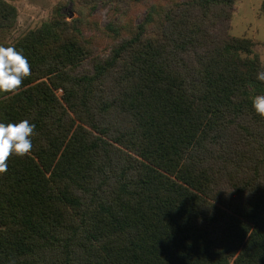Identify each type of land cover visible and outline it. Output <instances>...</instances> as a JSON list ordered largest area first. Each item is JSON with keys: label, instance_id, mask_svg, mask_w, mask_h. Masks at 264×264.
<instances>
[{"label": "trees", "instance_id": "1", "mask_svg": "<svg viewBox=\"0 0 264 264\" xmlns=\"http://www.w3.org/2000/svg\"><path fill=\"white\" fill-rule=\"evenodd\" d=\"M236 1L153 5L107 56L61 10L0 41L31 66L0 122L35 124L0 175V264H264V62Z\"/></svg>", "mask_w": 264, "mask_h": 264}, {"label": "rangeland", "instance_id": "2", "mask_svg": "<svg viewBox=\"0 0 264 264\" xmlns=\"http://www.w3.org/2000/svg\"><path fill=\"white\" fill-rule=\"evenodd\" d=\"M6 1L17 7L18 22L12 29L0 31V41L17 40L61 10L68 20L83 18L85 33L95 47V55L107 56L115 42L130 34L145 19L151 6L154 5L160 14L182 0H132L123 10L103 3L85 4L83 0ZM114 23L121 28L118 34L109 28ZM230 33L236 37L251 38L255 43V52L264 62V0H237Z\"/></svg>", "mask_w": 264, "mask_h": 264}, {"label": "clouds", "instance_id": "3", "mask_svg": "<svg viewBox=\"0 0 264 264\" xmlns=\"http://www.w3.org/2000/svg\"><path fill=\"white\" fill-rule=\"evenodd\" d=\"M30 75V63L22 52L0 45V93L15 92ZM256 79L264 82V71L258 72ZM252 107L264 118V95L254 96ZM34 129L35 124L27 119L16 123L0 122V175L7 172V161L12 155L23 157L31 152Z\"/></svg>", "mask_w": 264, "mask_h": 264}, {"label": "water", "instance_id": "4", "mask_svg": "<svg viewBox=\"0 0 264 264\" xmlns=\"http://www.w3.org/2000/svg\"><path fill=\"white\" fill-rule=\"evenodd\" d=\"M71 17L73 16V14L70 15Z\"/></svg>", "mask_w": 264, "mask_h": 264}]
</instances>
